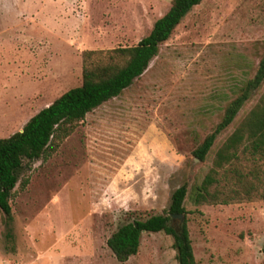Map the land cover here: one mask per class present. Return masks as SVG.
<instances>
[{
    "label": "rangeland",
    "instance_id": "1",
    "mask_svg": "<svg viewBox=\"0 0 264 264\" xmlns=\"http://www.w3.org/2000/svg\"><path fill=\"white\" fill-rule=\"evenodd\" d=\"M169 2L0 0V137L80 83L83 52L135 44ZM263 53L264 0L192 6L130 85L38 158L23 161L9 198L10 238L0 212V264H177L163 231L142 232L137 252L122 262L105 240L121 223L160 214L183 182L194 264H264V198L251 192L195 204L190 196L216 148L264 90V78L204 159L192 150ZM251 164L238 167L245 172ZM219 179L220 193L233 188ZM253 183L258 192L264 188L263 178Z\"/></svg>",
    "mask_w": 264,
    "mask_h": 264
},
{
    "label": "trees",
    "instance_id": "2",
    "mask_svg": "<svg viewBox=\"0 0 264 264\" xmlns=\"http://www.w3.org/2000/svg\"><path fill=\"white\" fill-rule=\"evenodd\" d=\"M201 0H170L168 8L155 18L147 33L133 45L117 46L101 51L83 52L81 80L76 86L60 93L46 106L32 114L21 126L5 137H0V212L4 237L10 238L11 220L9 198L15 187L23 161L38 158L44 151L65 138L89 112L104 101L117 96L146 68L156 55L158 46L170 35L173 28L188 10ZM98 58L89 61L91 56ZM264 78V53L259 58L254 74L240 87L238 94L224 107L213 129L204 135L192 150L197 160L204 159L216 135L233 119L237 110ZM243 160L252 162L245 172L239 166ZM260 160V169L256 161ZM247 177H250L248 179ZM232 185L220 193V179ZM264 179V90L255 104L241 117L232 131L216 148L211 167L199 183L191 186V199L201 202L227 203L255 192L264 198V188L258 192L254 181ZM26 179L21 180V186ZM186 183L175 187L169 194L168 204L160 214L134 218L118 225L105 240L106 246L117 261H125L135 254L142 232L163 231L171 237V247L177 264H194L192 248L185 224L183 199ZM171 214H181V221L172 223Z\"/></svg>",
    "mask_w": 264,
    "mask_h": 264
},
{
    "label": "water",
    "instance_id": "3",
    "mask_svg": "<svg viewBox=\"0 0 264 264\" xmlns=\"http://www.w3.org/2000/svg\"><path fill=\"white\" fill-rule=\"evenodd\" d=\"M171 217H176V218H178L179 221H181V219H182V215L181 214H171Z\"/></svg>",
    "mask_w": 264,
    "mask_h": 264
},
{
    "label": "crops",
    "instance_id": "4",
    "mask_svg": "<svg viewBox=\"0 0 264 264\" xmlns=\"http://www.w3.org/2000/svg\"><path fill=\"white\" fill-rule=\"evenodd\" d=\"M8 136V135H7ZM5 137V136H4Z\"/></svg>",
    "mask_w": 264,
    "mask_h": 264
}]
</instances>
